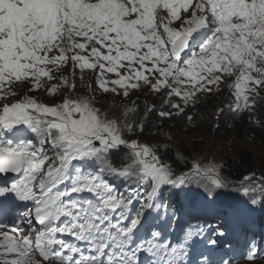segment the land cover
Returning a JSON list of instances; mask_svg holds the SVG:
<instances>
[{
	"label": "snow or ice",
	"instance_id": "1",
	"mask_svg": "<svg viewBox=\"0 0 264 264\" xmlns=\"http://www.w3.org/2000/svg\"><path fill=\"white\" fill-rule=\"evenodd\" d=\"M66 68L81 81L93 70L98 90L125 98L142 87L163 91L177 115L197 93L227 85L235 111L254 116L250 95L264 92V0H0V175L18 177L0 184V216L16 201L32 205L28 235H14L24 231L15 222L13 234L0 231V264H140L142 252L153 264H182L183 246L152 242L157 230H147L152 240L138 233L153 208L169 207L164 188L196 183L215 198L229 183L222 165L194 159L176 173L156 146L132 138L143 130L128 118L135 107L109 118L93 96L65 95L76 88ZM37 90L62 99L43 103L28 94ZM168 109L158 115L170 118ZM254 123L264 128V118ZM108 177L133 186L118 192ZM240 190L249 207L264 206V176H244Z\"/></svg>",
	"mask_w": 264,
	"mask_h": 264
},
{
	"label": "rangeland",
	"instance_id": "2",
	"mask_svg": "<svg viewBox=\"0 0 264 264\" xmlns=\"http://www.w3.org/2000/svg\"><path fill=\"white\" fill-rule=\"evenodd\" d=\"M64 74L68 76L70 85L73 83L76 85L75 90L65 89V95L70 94L73 98L85 95L93 96L95 106L99 107L102 112L107 113L109 118H123L125 110L129 107H135L136 112L138 101L141 102L142 106L147 103L152 108L157 107L159 111L168 109V105L163 102L165 98L163 91L156 93L142 87L141 89L130 90L129 96L125 98L122 94L116 95L112 92L105 93L98 90L93 70H85L83 81L80 79L79 70L76 71L75 78H73L70 68H66ZM108 76L115 78L114 74H108ZM89 84L92 85V93L88 92ZM27 87L26 85L25 88ZM228 92L231 91L227 85H221L219 92L214 90L212 93H197L194 102H189L185 107L183 113L185 117L179 120L176 119V110L168 109L173 112V115L170 118L161 117L160 121L157 122L158 128L155 127V130H157L156 135L151 139L142 141V143L156 146L158 152H163L170 144H179V141L184 139L196 140L203 143L201 146L203 148L199 147L193 150L191 163L195 159L202 165L210 163L223 165L225 161L240 164L242 166L241 174L234 172L236 175L234 178L236 179L230 181L226 188L219 190L218 195L213 199L206 200L202 195L203 189L196 183H192L183 191L164 188L161 200L168 203L169 198L166 194L176 193L181 202L184 203L178 210L182 217L179 221H173L172 223L173 231L179 229L180 225L187 228L193 226L197 230L212 228V236L217 240L223 241L222 243L234 241L241 246L242 249L239 253L241 257L234 260L232 264H263L261 259L264 261V256H262L264 255V241L259 226L255 222L264 219V206L249 207L246 203L248 197H245L240 190V182L244 176L253 173H255L257 179L264 176V130H260L259 126L254 123V116H250L247 110H241L238 117L228 128L220 127L219 121L224 115V105L228 102H234L235 99L231 94L225 95ZM28 94L35 96L39 101L46 104L58 103L62 99L59 94L53 99L42 90L29 92ZM253 99L256 101L254 110L258 106L264 110V92H261L260 96L257 97L250 95V101ZM173 102L181 101L179 98L174 97ZM199 113L210 114L207 122L208 129L202 128ZM132 114L134 113L129 114V119ZM188 116L193 117L191 122L188 120ZM189 122L190 130L188 131L186 127ZM135 132L132 134L133 139ZM248 151L252 153L254 159L249 163V166L242 162L244 152ZM108 179L115 184L118 192H125L124 189L133 186L131 181L122 182L112 177H108ZM157 203H160V201H157ZM138 206V204L134 205V207ZM167 211L171 212L172 207L166 211L163 208H153L147 215V218L152 220V226L160 227L158 224L159 219L165 217ZM0 231L8 230L0 229ZM217 232H223L224 234L222 236L214 235ZM259 247H261V250H258ZM250 252L253 254L251 260L247 259Z\"/></svg>",
	"mask_w": 264,
	"mask_h": 264
},
{
	"label": "trees",
	"instance_id": "3",
	"mask_svg": "<svg viewBox=\"0 0 264 264\" xmlns=\"http://www.w3.org/2000/svg\"><path fill=\"white\" fill-rule=\"evenodd\" d=\"M139 107L140 108L137 109L136 116L133 117V120H136L137 122L143 124V130L142 131L140 130V133L138 135L139 139L147 140L148 138H151L156 135L157 130H155V127L156 129L158 128L157 122L159 121L157 119L159 118L158 116L159 109L154 108V109H151V111H148L150 109L149 107H146V106H142V107L139 106ZM231 114L233 113H229L228 115H226L219 121L220 127L228 128L229 126H231V124L235 120V118ZM199 119H200V123L202 124V128L208 129L209 128V125L207 124L208 119H209L208 114L200 113ZM203 131H206V130H203ZM202 145L203 143L199 141L184 139L182 141H179V144H170V146L165 152L164 157L162 158L174 170L188 171L191 168L189 165V162L192 159L193 150L201 147ZM122 156H123V153L115 157V159L119 160ZM242 157H243L242 162L248 166L250 162L254 161L253 155L250 151L246 153L244 152ZM241 170H242V166L240 164L230 163L227 161L222 169V175L230 182L229 178L233 176L236 177L235 173L241 174ZM170 199H171V206L173 204L175 206L180 205V198L176 196V194L171 196ZM173 219H174V215H172L170 220L172 221ZM257 223L259 224L260 227L264 226V219L259 220ZM261 233L262 234L264 233L263 229L261 230ZM262 263L264 264V261H262Z\"/></svg>",
	"mask_w": 264,
	"mask_h": 264
},
{
	"label": "bare ground",
	"instance_id": "4",
	"mask_svg": "<svg viewBox=\"0 0 264 264\" xmlns=\"http://www.w3.org/2000/svg\"><path fill=\"white\" fill-rule=\"evenodd\" d=\"M205 102V101H204ZM264 234V233H263Z\"/></svg>",
	"mask_w": 264,
	"mask_h": 264
}]
</instances>
